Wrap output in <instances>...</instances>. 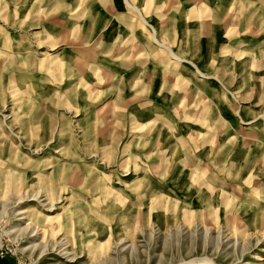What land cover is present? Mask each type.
I'll use <instances>...</instances> for the list:
<instances>
[{"label":"rangeland","instance_id":"obj_1","mask_svg":"<svg viewBox=\"0 0 264 264\" xmlns=\"http://www.w3.org/2000/svg\"><path fill=\"white\" fill-rule=\"evenodd\" d=\"M0 240L264 264V0H0Z\"/></svg>","mask_w":264,"mask_h":264},{"label":"built area","instance_id":"obj_2","mask_svg":"<svg viewBox=\"0 0 264 264\" xmlns=\"http://www.w3.org/2000/svg\"><path fill=\"white\" fill-rule=\"evenodd\" d=\"M16 255H17V253L14 249L10 248L8 245L4 244L0 240V257L16 256Z\"/></svg>","mask_w":264,"mask_h":264},{"label":"bare ground","instance_id":"obj_3","mask_svg":"<svg viewBox=\"0 0 264 264\" xmlns=\"http://www.w3.org/2000/svg\"><path fill=\"white\" fill-rule=\"evenodd\" d=\"M123 2H124V1H123ZM131 8L134 9L132 6H131ZM159 46H160V45H159ZM162 48H165V47L162 45ZM44 55H45V54H42V56H44ZM7 129H8V128H7ZM55 153H57V152L55 151ZM57 154H58V153H57ZM50 208H52V206H51ZM20 213H21V212H20ZM222 240L225 241V242H229V241L231 240L233 245H237V244L239 243L237 239H235V238H233V237H230V236H228V235L223 236V237H222ZM64 254H67V252H65ZM258 260H259V261H262L263 259H262L261 257H259Z\"/></svg>","mask_w":264,"mask_h":264},{"label":"crops","instance_id":"obj_4","mask_svg":"<svg viewBox=\"0 0 264 264\" xmlns=\"http://www.w3.org/2000/svg\"><path fill=\"white\" fill-rule=\"evenodd\" d=\"M129 9V8H128ZM139 16V15H138ZM141 19V18H140ZM158 46V45H157ZM161 48V47H160ZM0 264H15V261H14V259H12V258H8V257H6V258H1L0 257Z\"/></svg>","mask_w":264,"mask_h":264}]
</instances>
